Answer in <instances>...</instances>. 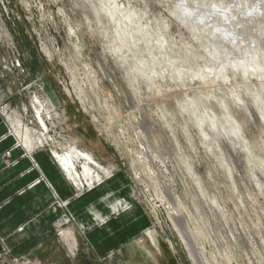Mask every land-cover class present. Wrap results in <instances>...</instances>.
<instances>
[{
	"label": "rangeland",
	"instance_id": "374dc122",
	"mask_svg": "<svg viewBox=\"0 0 264 264\" xmlns=\"http://www.w3.org/2000/svg\"><path fill=\"white\" fill-rule=\"evenodd\" d=\"M115 1L120 30L102 14L105 0L0 6L4 139L15 140L12 150H23L31 170L36 152L55 162L52 152L73 148L109 173L94 168L85 177L77 160L76 189L55 162L70 200L54 190L47 207L0 235V264H190L166 221L177 226L164 175L210 264H264V0ZM16 130L29 134L30 148ZM40 182L52 190L43 174L33 185ZM85 198L90 207L69 212ZM148 203L158 206L155 219ZM92 207L107 215L103 225L111 222L99 236ZM26 231L40 240L19 253Z\"/></svg>",
	"mask_w": 264,
	"mask_h": 264
},
{
	"label": "crops",
	"instance_id": "0c3cea01",
	"mask_svg": "<svg viewBox=\"0 0 264 264\" xmlns=\"http://www.w3.org/2000/svg\"><path fill=\"white\" fill-rule=\"evenodd\" d=\"M5 134L6 127L0 117V235H6L14 232L19 226L26 223L28 220L32 219L39 212H41L48 206L47 203L49 204L53 201L51 195H53L54 190L57 191L56 195L62 201L64 199L70 200L69 198L71 196V191L64 182L55 162H50V158H48L45 153L36 152L33 155V160L37 164V169L31 170V162L23 157V150L21 148L12 150L16 142L12 138L4 139ZM9 150H11L10 155L5 160L7 161L5 163L1 157ZM9 163H13V166H7ZM40 174L44 175L46 182H48L52 190L44 186V183L42 182H40V184L38 183L33 185L37 182V180H39ZM113 179L114 180L112 181L115 184L125 187L128 192L126 184L122 181V179L118 176ZM108 185L109 184H105L98 191L104 190L106 192ZM98 191L94 190L90 192V196L92 198L96 195L99 196ZM21 192L22 194H20ZM88 199H79V201H76L75 203H70V206L68 207L69 212L75 213L90 207L92 202ZM99 203L94 204L95 207L97 209L102 207V210L105 212L101 202ZM95 207H92L94 208V211L90 210V213L94 212V220L98 218L97 220L101 221L102 226L99 230L100 232L98 231L97 234L99 236L103 229L109 230L111 222L109 221L107 224L103 225L107 215L101 211H96ZM130 213L133 214L132 212ZM132 217L135 219L137 218L134 214ZM145 226L146 225L140 229L143 230V228H146ZM29 235H31L30 231H26L24 234L20 235V242L16 248L19 253L28 251L40 240V237L33 239L30 238L31 236ZM89 240L90 242H93L92 239ZM153 244L156 246L155 240L153 241Z\"/></svg>",
	"mask_w": 264,
	"mask_h": 264
},
{
	"label": "bare ground",
	"instance_id": "6f19581e",
	"mask_svg": "<svg viewBox=\"0 0 264 264\" xmlns=\"http://www.w3.org/2000/svg\"><path fill=\"white\" fill-rule=\"evenodd\" d=\"M86 1H89L88 3H90V1L91 0H86ZM102 4V3H101ZM100 7V6H99ZM122 7H123V5H122ZM98 8V7H97ZM94 8L92 7V10H93ZM95 10V9H94ZM93 10V11H94ZM100 10V9H99ZM101 10L103 11L102 12V14L104 13L105 15H107V19H109V20H111L113 23H115L117 26H118V28H119V30H120V28L122 27V25H123V23L125 24V22H123V17H122V19L123 20H121L120 18H117V16L120 14V13H122V10L123 9H120V7L116 4V1L115 0H105V2L103 3V5L101 6ZM179 10H181V9H179ZM178 10V11H179ZM119 12V13H118ZM182 12V11H181ZM99 13V15H100V12H98ZM180 13V12H179ZM183 14H185L184 12H182ZM182 13H180L181 15H182ZM104 15V16H105ZM119 17V16H118ZM125 17V16H124ZM185 17H187V16H185ZM184 17V18H185ZM104 18H106V16L104 17ZM129 17L127 16L126 17V20L128 19ZM106 19V20H107ZM187 19V18H186ZM191 19V18H190ZM201 19V18H200ZM108 20V21H109ZM198 20V19H197ZM203 20V19H202ZM128 21V20H127ZM185 21V20H184ZM201 21V20H200ZM199 22V21H198ZM0 24H1V27H2V29H3V26H2V23L0 22ZM213 31H214V29H213ZM220 33H221V30L219 31ZM216 34V33H215ZM222 34H223V32H222ZM213 35V34H212ZM225 36V35H224ZM226 37V36H225ZM228 38V37H227ZM223 39V38H222ZM235 39V38H234ZM226 40H229V38L228 39H226ZM211 42V41H210ZM230 42L232 43V41L230 40ZM210 45V44H209ZM157 46H160L161 47V45L159 44V45H157ZM238 49V48H237ZM171 54V53H170ZM157 57V56H156ZM207 58V57H206ZM174 59V58H173ZM162 60V59H161ZM212 62H213V60H212ZM216 62V61H215ZM141 64V63H140ZM101 67H103V66H101ZM250 68H252V69H254L252 66H250ZM105 69V68H104ZM104 73H106V72H104ZM106 75H108V74H106ZM73 77V76H72ZM75 79V78H74ZM76 89H78V88H76ZM80 93V95L82 94H84V93H82L81 91L79 92ZM88 95V97L92 100V96H90V94H87ZM79 99V98H78ZM82 99V98H81ZM81 103H82V100H81ZM96 105H98V106H100V103H99V101H97V103L95 102H93V107H95ZM97 107V106H96ZM41 109V108H40ZM40 109H38L37 108V112H38V114H39V120H40V122H41V124H42V126L43 127H45L44 129H47V126H46V123H45V119H44V117L42 116V114H40ZM40 110V111H39ZM248 115L250 116V117H254V112L252 111V110H250V109H248ZM262 113V112H261ZM48 114V113H47ZM262 114H264V111H263V113ZM264 116V115H263ZM229 117V116H228ZM231 117V116H230ZM141 118V117H140ZM137 120V119H136ZM211 120V119H210ZM139 121V120H138ZM136 122V121H135ZM140 122V121H139ZM144 122V121H143ZM142 123V122H141ZM140 123V124H141ZM201 123V122H200ZM199 123V124H200ZM145 125V124H144ZM236 125V124H235ZM145 127H146V129H148L147 127H150V126H146L145 125ZM144 127V128H145ZM21 128V127H20ZM201 128H203L202 126H201ZM145 131H147V130H145ZM201 131V130H200ZM202 131H203V129H202ZM16 133H17V135L18 136H22L23 137V139H24V143H25V145H26V147H28V148H30L31 147V144H32V139H31V137L29 136V134L27 135V132L25 133V134H21L20 132H19V130H16ZM29 133V132H28ZM206 137V136H205ZM229 138V137H228ZM38 142H40V143H42V141H41V139H39V141ZM23 143V144H24ZM43 144V143H42ZM41 144V145H42ZM36 146H38L37 145V143H36ZM52 155H53V157H54V159H55V162L58 164V166L59 167H61L60 169H61V171H65L67 174H68V177L70 178V179H72L74 182H75V184H76V189H80V186L78 185L77 186V182H76V180H75V177H77L78 176V172H77V170L75 169V165H76V163H77V160H79V161H81V162H83V175L85 176V177H87V176H89V174H91V173H93L94 171V168H96L98 171H102L103 173H105L106 175H109V173L107 172V171H104V169L100 166V165H98V164H96V162L91 158V156L89 155V154H87V153H84V152H79V151H77L76 149H73V148H70L69 149V151H67V153L65 154V155H59L58 153H56V152H52ZM78 161V162H79ZM64 173V172H63ZM63 175H65V174H63ZM159 175V174H158ZM65 177H66V175H65ZM158 177V176H157ZM160 184L162 185V188L165 190V192L167 193V196H168V201L167 202H169V204H170V208H171V210H170V216L172 217V219L174 220V221H176V224H177V229H178V232H179V235H180V237H181V240L183 241V243H185V245H186V247H187V249L190 251L191 250V257H192V259L195 261V264H199V262H198V259H196V255L194 254V250H195V248H196V246H195V244H196V242L194 243V238H195V236H194V234L192 233V231L190 230V228H189V225H187L186 223H184V221L182 220V211L183 210H185V208L184 209H182L181 208V206H180V204H179V202L177 201L178 199H176L173 195H172V193H171V191H170V189H172V183L169 181V180H167V178L165 177V175L162 177V180H161V182H160ZM83 187V186H82ZM91 188V187H90ZM170 192V193H169ZM148 237H152V233L151 232H149L148 234Z\"/></svg>",
	"mask_w": 264,
	"mask_h": 264
},
{
	"label": "built area",
	"instance_id": "2783aa9c",
	"mask_svg": "<svg viewBox=\"0 0 264 264\" xmlns=\"http://www.w3.org/2000/svg\"><path fill=\"white\" fill-rule=\"evenodd\" d=\"M4 1H6V0H0V6L3 8V10H4V12H5V6H4ZM8 4V3H7ZM1 21V20H0ZM1 23H2V21H1ZM4 26V25H3ZM5 28V27H4ZM5 30H6V28H5ZM0 31L2 32V33H4L3 31H2V29L0 28ZM7 33V32H6ZM8 35V34H7ZM6 37H8V36H6ZM9 38V37H8ZM9 40H10V38H9ZM11 41V40H10ZM16 64H18V62H16ZM17 67H19V66H17ZM39 104V103H38ZM38 104L36 105V106H38ZM43 109V108H42ZM43 112H45V113H47L45 110H43ZM35 113H36V110H35ZM44 114V113H43ZM45 115V114H44ZM36 117H37V113H36ZM38 118V117H37ZM44 118H45V122H46V126L48 125V120H47V118L44 116ZM37 121H38V119H37ZM38 124H39V126H40V129L43 131V132H45V133H47V131L48 130H44V128L40 125V123H39V121H38ZM47 129H48V126H47ZM43 132H42V134H43ZM43 142H44V140H43ZM39 145V144H38ZM40 146V145H39ZM43 147V146H42ZM41 147V148H42ZM161 199H163V197L161 198ZM162 201L160 202V204L162 205ZM148 207H149V213L151 214V217H152V219H155V217H157V210H156V208H158V206H155V205H152L151 203H148ZM162 209L164 210V207L162 206ZM165 211V210H164ZM165 214H166V211H165ZM166 221H167V223L169 224V228H170V230L172 231V233H174V235H176L179 239H180V241H181V245H182V247H183V249H184V252L186 253V255H187V257H188V260H189V262H190V264H195L194 263V260L192 259V257H191V255H190V253H189V251H188V249H187V247H186V245H185V243H183V241L181 240V238H180V236H179V233H178V230H177V228H176V226H175V224H174V222L171 220V219H169L168 218V216H167V214H166ZM187 221V220H186ZM188 222V221H187ZM165 243L167 244V246L169 247V249H171L172 250V247H173V245H172V241L170 240V238H168L167 236L165 237ZM196 248H195V250H194V254L196 255V257H197V259H198V262H199V264H210L209 262H208V259H207V257H206V254H205V251H204V249L203 248H201L199 245H198V243H197V241H196Z\"/></svg>",
	"mask_w": 264,
	"mask_h": 264
}]
</instances>
